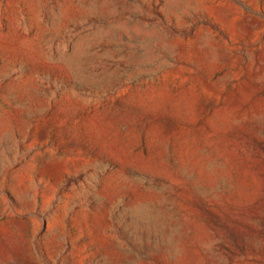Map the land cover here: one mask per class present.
Instances as JSON below:
<instances>
[{
    "label": "rangeland",
    "instance_id": "1",
    "mask_svg": "<svg viewBox=\"0 0 264 264\" xmlns=\"http://www.w3.org/2000/svg\"><path fill=\"white\" fill-rule=\"evenodd\" d=\"M0 264H264V0H0Z\"/></svg>",
    "mask_w": 264,
    "mask_h": 264
}]
</instances>
